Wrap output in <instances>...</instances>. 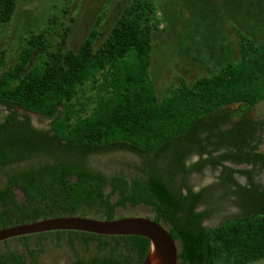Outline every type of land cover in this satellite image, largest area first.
I'll return each mask as SVG.
<instances>
[{
    "label": "trees",
    "instance_id": "16d2710c",
    "mask_svg": "<svg viewBox=\"0 0 264 264\" xmlns=\"http://www.w3.org/2000/svg\"><path fill=\"white\" fill-rule=\"evenodd\" d=\"M127 1L106 38L102 16L77 51L67 45L71 25L57 40L46 29L31 33L13 67L7 68L0 51V111L7 112L0 122V230L56 216L114 220L118 209L146 206L154 214L149 218L179 242V264L264 261V189L252 170L225 165L247 163L264 171L258 149L264 123L250 116L264 102V42L236 29L238 59L217 62L193 83L181 78L160 97L151 78L161 26L155 0ZM16 10L17 0H0V33ZM88 90L91 104L84 105ZM32 115L50 120V128H38ZM194 152L209 157L187 167ZM119 153L138 158V164H126L134 176L123 170L108 175L91 161ZM207 166L222 167L221 179L234 189L238 208L216 227L205 224L212 211H198L211 189L194 192L189 182L192 172ZM48 240L72 250L71 264H142L150 248L149 239L139 236L58 231L1 243L0 264H40ZM91 245L92 253L81 255L79 246L87 251Z\"/></svg>",
    "mask_w": 264,
    "mask_h": 264
},
{
    "label": "rangeland",
    "instance_id": "374dc122",
    "mask_svg": "<svg viewBox=\"0 0 264 264\" xmlns=\"http://www.w3.org/2000/svg\"><path fill=\"white\" fill-rule=\"evenodd\" d=\"M127 0H17V10L12 22L4 26L0 33L1 50L6 52L7 68L20 61V54L31 33L47 30L51 40H57L63 27L71 25L68 48L77 51L84 38L94 27L97 19L104 16L102 31L104 40L116 21L120 18ZM157 16L161 21L160 31L154 36L153 62L151 78L157 86L160 97L169 94L183 78L193 83L200 76L209 75L215 65L225 58L236 60L240 56V41L237 30L245 32L256 43L264 42V0H155ZM52 17H55L53 21ZM71 18L74 19L71 22ZM52 19V21H51ZM237 29V30H236ZM38 62L35 57L31 66ZM91 91L82 99V104L90 105ZM7 114L0 111V122ZM254 120L264 123V102L251 112ZM33 123L41 129H49L51 121L38 115H32ZM259 151L264 152V132ZM95 167L108 172H130L139 160L131 153L93 156ZM127 164V165H126ZM232 169L252 170L255 182L264 189V171L261 167L227 163ZM222 171L207 169L201 175H195L193 183L199 190L208 187L210 195L207 202L199 207L200 211L210 210L206 225L216 227L238 211L234 190L224 185ZM239 183L246 185V177L236 174ZM244 177V178H243ZM4 174H0V181ZM197 182V183H198ZM18 199L24 201L22 191L17 190ZM128 216L153 217L149 207L118 209V218ZM93 217V215L89 216ZM11 246L23 251L19 242ZM89 249L79 246L83 256H89ZM74 253L65 244L56 245L48 240L45 252L40 255V264H71ZM264 264V261L256 263Z\"/></svg>",
    "mask_w": 264,
    "mask_h": 264
},
{
    "label": "water",
    "instance_id": "95a60500",
    "mask_svg": "<svg viewBox=\"0 0 264 264\" xmlns=\"http://www.w3.org/2000/svg\"><path fill=\"white\" fill-rule=\"evenodd\" d=\"M24 194V193H23ZM58 231H76L103 236H139L150 248L142 264H179L180 244L168 227L144 216L106 220L89 216H56L0 230V244L17 238Z\"/></svg>",
    "mask_w": 264,
    "mask_h": 264
},
{
    "label": "flooded vegetation",
    "instance_id": "af4514ba",
    "mask_svg": "<svg viewBox=\"0 0 264 264\" xmlns=\"http://www.w3.org/2000/svg\"><path fill=\"white\" fill-rule=\"evenodd\" d=\"M254 110V109H253ZM251 116V115H250ZM252 118V117H251ZM207 134L208 133H203L202 134V136H207ZM259 135H260V133H259ZM213 146H210L209 148H208V150H213ZM222 153V151L220 150V151H215V152H213V156H217V155H219V154H221ZM209 157V153H205V154H202V155H200L198 152H194L192 155H190L189 157H188V159L186 160V166L187 167H191V166H193V165H195L196 163H198V162H200L201 160H204V159H206V158H208ZM225 165L226 166H228L227 165V162H225ZM238 166H241V165H250V164H247V163H244V164H237ZM231 168V167H230ZM241 169H235V170H242V168H244V166H241L240 167ZM207 169H210V170H212L213 171V168H212V166H207L206 168H204V170L201 172V173H203V172H205V170H207ZM218 169L220 170V171H222V167H220V166H218ZM217 169V170H218ZM101 171H103V172H105L106 174H108V175H111V174H113L114 172H117V171H114V172H108V171H104V170H102L101 169ZM127 173H131L133 176L136 174V170H131L130 172H127ZM201 173L200 172H192L191 174H190V176H189V182H190V185L193 187V190H194V192H201V191H203V190H206V188H208L207 186L206 187H202V188H200L199 190H197L196 188H195V184H200V182H196L195 184L193 183V178H194V176L195 175H201ZM236 174H238V173H236ZM235 174V175H236ZM180 178L181 177H179L178 178V181H179V183H181L182 181L180 180ZM235 178H236V176H235ZM244 178V177H243ZM238 181V180H237ZM245 181H246V185L248 186V180H247V178L245 179ZM239 182V181H238ZM243 185V184H242ZM201 206V205H200ZM199 206V207H200ZM199 207H198V211H200L199 210ZM238 211V210H237ZM3 248H4V246H2Z\"/></svg>",
    "mask_w": 264,
    "mask_h": 264
}]
</instances>
